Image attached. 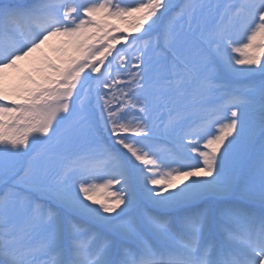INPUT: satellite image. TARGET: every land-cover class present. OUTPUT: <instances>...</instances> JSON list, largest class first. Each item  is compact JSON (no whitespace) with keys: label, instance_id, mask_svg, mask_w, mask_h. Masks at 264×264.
I'll return each mask as SVG.
<instances>
[{"label":"snow or ice","instance_id":"6c2138e0","mask_svg":"<svg viewBox=\"0 0 264 264\" xmlns=\"http://www.w3.org/2000/svg\"><path fill=\"white\" fill-rule=\"evenodd\" d=\"M0 264H264V0H0Z\"/></svg>","mask_w":264,"mask_h":264}]
</instances>
